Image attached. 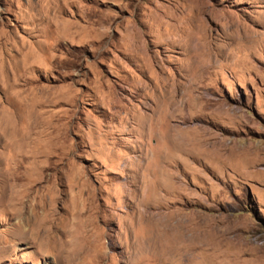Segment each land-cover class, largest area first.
<instances>
[{"label":"rangeland","instance_id":"1","mask_svg":"<svg viewBox=\"0 0 264 264\" xmlns=\"http://www.w3.org/2000/svg\"><path fill=\"white\" fill-rule=\"evenodd\" d=\"M0 264H264V0H0Z\"/></svg>","mask_w":264,"mask_h":264},{"label":"bare ground","instance_id":"2","mask_svg":"<svg viewBox=\"0 0 264 264\" xmlns=\"http://www.w3.org/2000/svg\"><path fill=\"white\" fill-rule=\"evenodd\" d=\"M1 199V198H0Z\"/></svg>","mask_w":264,"mask_h":264}]
</instances>
